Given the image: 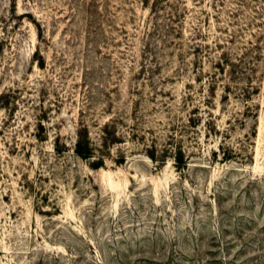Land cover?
I'll use <instances>...</instances> for the list:
<instances>
[{"label":"rangeland","instance_id":"rangeland-1","mask_svg":"<svg viewBox=\"0 0 264 264\" xmlns=\"http://www.w3.org/2000/svg\"><path fill=\"white\" fill-rule=\"evenodd\" d=\"M0 264H264V0H0Z\"/></svg>","mask_w":264,"mask_h":264},{"label":"trees","instance_id":"trees-1","mask_svg":"<svg viewBox=\"0 0 264 264\" xmlns=\"http://www.w3.org/2000/svg\"><path fill=\"white\" fill-rule=\"evenodd\" d=\"M75 153L79 156V157H85L86 155H88V151L87 149H82L78 144L77 147L75 149Z\"/></svg>","mask_w":264,"mask_h":264}]
</instances>
